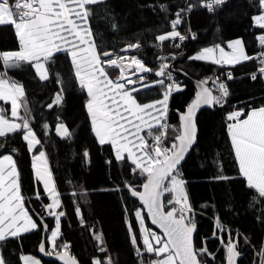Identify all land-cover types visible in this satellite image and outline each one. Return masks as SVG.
<instances>
[{"label":"trees","instance_id":"16d2710c","mask_svg":"<svg viewBox=\"0 0 264 264\" xmlns=\"http://www.w3.org/2000/svg\"><path fill=\"white\" fill-rule=\"evenodd\" d=\"M189 4L193 5L191 11L181 13L182 23L177 26L182 34L190 31L187 38L179 43V48L172 46L178 43L177 39L166 40L160 45L156 36L172 31L171 20ZM162 5L168 10L163 11ZM90 7L91 28L100 52L109 51L114 56L122 54L121 49L125 46L139 43L140 47L130 53L152 69L149 76L152 82L159 80L155 75L159 69V54L169 55L171 69L181 89L174 91L168 100L166 117L175 125L174 136L179 134L180 115L195 96L193 85L179 73L186 72L202 81L207 76L232 74L233 78L227 82L229 95L223 106L216 105L213 110L200 112L197 143L179 170L185 181L189 205L197 213L196 249L207 247L214 257L204 258L206 264L226 262L225 249L217 236L224 243L228 238L237 242L238 250L243 254L237 264H259V251L264 247V198L249 189L239 174L228 135L227 116L234 110L247 113L252 108L264 106V82L258 76L256 80L251 79L256 70L255 59L230 66L189 59L204 47L216 44L226 47L236 39L243 41L246 53L252 56L257 50L255 36L261 31L253 21V16L259 14L258 0H228L215 6V11L211 13L203 9L200 0H102ZM18 49L13 27L0 26V52ZM173 56L175 59H172ZM46 67L49 79L41 81L29 65L23 69H4L0 63V71L6 72L9 78L24 87L30 126L41 141L35 152L39 148L45 151L60 194V211L65 212V216L61 217L57 243L67 244V252L81 264H92L94 258L104 264V256L99 253L95 239L101 230L114 264H151L156 257L146 252L142 256L137 255L126 224L131 220L134 229L137 228L133 213L143 206L124 185L132 183L142 191L139 186L144 178L131 172L133 166L129 162L117 163L110 144L100 145L97 141L86 108L87 93L77 84L68 55L54 54ZM163 90L164 86L158 84L135 93L136 99L139 103L154 101L162 98ZM59 92L63 93L61 103L49 109L47 105ZM61 122L69 129L70 137L57 135L55 128ZM45 124L49 126L47 129ZM0 146V156L4 153L14 156L24 203L38 224L37 229L21 234L18 239L9 238L0 243L7 264H22L23 255L39 257L38 245L44 225L49 230L54 229L55 219L43 209V204H48L49 199L41 184L35 180L33 154L29 153L21 133L0 137ZM85 151L89 154L87 157ZM219 175L229 179H212ZM37 192L42 199L36 198ZM77 207L81 209L83 223L76 215ZM217 222L223 225V230L217 228ZM146 223L158 233L147 219ZM91 226L95 228L94 233L90 232ZM49 233L46 232V237ZM245 239L249 242L245 243ZM46 244L49 249L50 244ZM41 261L42 264H57L44 259Z\"/></svg>","mask_w":264,"mask_h":264},{"label":"snow or ice","instance_id":"6c2138e0","mask_svg":"<svg viewBox=\"0 0 264 264\" xmlns=\"http://www.w3.org/2000/svg\"><path fill=\"white\" fill-rule=\"evenodd\" d=\"M102 0H0V26L10 25L13 27L19 49L16 51L0 52V63L4 69H23L25 65L31 66L41 81L49 78L46 65L53 59L55 53L65 52L70 58L75 77L81 89L86 90L89 97L86 108L91 118L92 132L100 145L110 144L117 163L129 162L133 167L131 172L144 178L141 187L126 182V187L132 197L138 198L143 209L134 210L136 227L139 229V239L143 249L138 246L137 235L131 220L126 221L130 242L138 256L144 252L154 255L156 259L151 264H206L205 256L212 257L207 247L196 249L193 244V232L195 224L190 218L192 208L189 205L185 193V181L180 178L179 166L185 159V153L191 148L195 136L196 125L194 116L196 109L202 104L213 107L223 106L225 98L229 95L224 83L218 85L219 95H212V90L204 88L197 94L196 100L190 104L185 113L180 115L179 134L176 136L171 147L165 146L169 127L165 121L168 110V100L173 91H180V86L172 81L165 85L163 79L153 82L164 86L162 98L147 104H142L131 94L138 92L136 85L145 80L139 75L152 71L142 60L135 56H118L113 58L109 51H99L95 43L90 17V6L101 3ZM225 0H200L201 6L206 7L211 13L215 11L214 5H221ZM259 14L253 16L254 26L264 30V0H258ZM193 5L187 9H181L176 13V18L171 20L172 31L156 36V40L163 43L166 40L183 42L187 36L177 30L182 23L181 13L191 11ZM163 11L168 9L161 6ZM195 38V34H192ZM261 51L258 72L264 75V34L257 37ZM158 46V45H157ZM173 47L179 48L176 43ZM139 43L129 44L121 49L127 52L129 49L139 48ZM226 51L223 46L216 44L202 48L198 54L189 59L207 61L213 64L237 65L244 61L256 59L245 51L241 39L228 43ZM108 57V59H101ZM163 59V58H162ZM175 59V56L172 57ZM124 62H128L131 76L126 73ZM118 68L119 77L113 80L104 68V65ZM134 66L135 71H131ZM167 63H161L157 77H165L172 80L171 72H165L169 68ZM228 73V79H232ZM254 73L251 79L256 80ZM124 81V82H120ZM203 83H207L204 81ZM215 83V81H213ZM127 85L133 87L128 88ZM152 84L144 83L142 87L148 88ZM25 90L22 84L12 80L7 73L0 71V101L10 102L11 114L8 117L5 110L0 108V137L8 134L21 133L22 139L27 144L29 153H32V168L36 181L42 184L44 193L50 199V203L44 206L48 215L55 217V228L49 230L44 225L45 232L50 231V236L40 244V251L46 255H52L55 251L57 259L63 264H78V261L67 255L68 245H59L57 239L60 235L61 217L65 212L56 209L61 207L60 194L52 180L43 150L35 153L36 146L41 143L30 127L27 105L23 103ZM62 94H57L52 103L47 107L59 105ZM23 107L25 115H20ZM245 116L246 118H241ZM228 135L235 160L238 164L239 174L246 181L249 189L254 190L260 198H264V106L252 108L247 113L243 110L233 111L228 114ZM45 129L49 126L44 125ZM55 131L61 138L71 136L65 124L58 123ZM146 132V135L142 133ZM151 141V142H149ZM85 157L89 154L84 153ZM112 163L111 160L108 161ZM213 180H228L229 177L219 175L212 177ZM172 194V199L165 203L160 197L163 193ZM76 195V193H73ZM37 199H42L39 192ZM178 206V207H177ZM146 210L147 217L143 215ZM76 215L83 218L81 209L76 208ZM146 219L160 230L162 235L145 227ZM43 222V218H41ZM37 222L29 215L23 203L21 184L17 164L11 154L0 156V242L6 239H18L22 233L37 229ZM217 228L223 230V225L217 222ZM217 236L216 233H213ZM221 245L226 252L227 264H237V258L241 255L237 242L229 240L226 244L221 237ZM102 244V237L95 236ZM249 241L245 239V243ZM45 243L52 246L49 251ZM100 251H104L103 248ZM260 257L264 258V247L259 251ZM214 258V257H213ZM25 264H41L38 259L22 257ZM0 264H7L0 257ZM92 264H102L98 258H94ZM104 264H112L108 258ZM261 264H264L262 259Z\"/></svg>","mask_w":264,"mask_h":264},{"label":"built area","instance_id":"2783aa9c","mask_svg":"<svg viewBox=\"0 0 264 264\" xmlns=\"http://www.w3.org/2000/svg\"><path fill=\"white\" fill-rule=\"evenodd\" d=\"M228 0H225V2H227ZM224 2V3H225ZM215 6H217V5H214V7ZM203 9L204 10H206V11H208L207 10V8L206 7H203ZM190 33V31H188L185 35L186 36H188V34ZM261 34H264V30H261L260 32H258L257 34H256V36H255V40H256V44H257V50L255 51V53L252 55V56H257V54L261 51V49H260V46H259V41H258V39H257V37L259 36V35H261ZM177 40H178V43H181V41H179V39L177 38ZM163 43H161L160 45H162ZM115 57H118L117 55H115V56H113V58H115ZM163 58V59H162ZM169 55H167L166 53H163V52H161L160 54H159V56H158V58H157V60H158V64H159V68H160V65H161V63L163 62V63H167V64H169L170 65V62H169ZM104 59H108V58H104ZM259 59H260V57L259 56H257V58L255 59V61H256V70L254 71V73H256L257 74V76L264 82V75H260L259 74V72H258V69H259V67H260V64H259ZM105 67H110V66H108V65H104ZM159 70V69H158ZM165 72L167 73V72H171V74H172V80H168V79H166L165 77H159V79H163L164 80V82H165V85H167V84H169V83H171L172 81H175L177 84H178V81H177V78H176V74H175V72L171 69V65H170V67L169 68H167V69H165ZM150 74L151 73V71L150 72H146V74ZM253 73V74H254ZM134 77L135 76H131L130 75V78L131 79H134ZM230 79H228V73H225V75H220V76H207L206 78H205V81H207V84L209 85V87L212 89V91H213V93H214V96H216V95H219V91H218V85L220 84V83H224L226 86H227V82L229 81ZM213 81H215V83H213ZM179 85V84H178ZM164 91V90H163ZM174 92V91H173ZM172 92V93H173ZM163 93V92H162ZM171 96V95H170ZM226 99H227V97L225 98V101H226ZM225 103V102H224ZM216 106V105H215ZM217 106H220V105H217ZM165 121H166V123H167V125L169 126L168 128H167V132H168V136H167V139L165 140V146H167V147H171V144L174 142V140H175V138H176V136H174V131H175V125L173 124V123H170L169 121H168V119H167V117L165 118ZM144 135H146V132H144ZM149 142H151V141H149ZM167 194H168V192H167ZM172 199V198H171ZM167 200H169V198L167 199ZM165 206H167V207H170L169 205H167V201L165 202ZM178 207V206H177ZM196 215H197V213H196V211H192V213L190 214V218L193 220V222L195 223V219H196ZM94 226H91V228H90V232L91 233H94ZM100 230V229H99ZM97 235H99V236H101L102 237V241H103V243L101 244L100 243V241H98V240H96V243H97V246H98V251H99V253L100 254H102L103 256H104V262L105 261H107L108 260V258H111V262H112V264H114V261H113V259H112V256H111V253H110V251H109V248H108V245H107V243H106V240H105V238H104V236H103V234H102V232H101V230L99 231V232H97ZM230 240V238L229 239H227V241H229ZM101 248H103L104 249V251H100V249Z\"/></svg>","mask_w":264,"mask_h":264},{"label":"rangeland","instance_id":"374dc122","mask_svg":"<svg viewBox=\"0 0 264 264\" xmlns=\"http://www.w3.org/2000/svg\"><path fill=\"white\" fill-rule=\"evenodd\" d=\"M228 45V44H227ZM225 48V50L226 51H231L230 49H228L227 48V46L226 47H224ZM60 53H65V52H60ZM55 54H58V53H55ZM117 56H129V57H131V56H133L130 52H123L122 54H117ZM69 57V56H68ZM101 59H104V58H101ZM69 60H70V64H71V68H72V71H73V75H74V78H75V80H76V77H75V73H74V69H73V66H72V63H71V58L69 57ZM221 65H223V66H230V65H227V64H221ZM47 66V65H46ZM123 66L125 67V70H126V73L127 74H129L130 75V71H129V68H128V62H124V64H123ZM104 68H105V70L107 71V73L109 74V77L111 78V79H113V80H116L118 77H119V72H120V70L118 69V68H114V67H105L104 66ZM111 69H114V70H111ZM131 71H135V68H134V66L131 68ZM151 74V73H150ZM150 74L148 73V74H146V73H140L139 75H142V76H144L145 77V80L144 81H142V82H140V83H138L137 85H136V87H138V88H140V90L139 91H144V90H146V89H150L151 87H155L156 85H158V84H153V82H155V81H150V79H149V76H150ZM37 75V74H36ZM49 79V78H48ZM137 79V77L135 76L134 77V79L133 80H136ZM160 80V79H159ZM76 82H77V80H76ZM120 82H124V81H120ZM144 83H147V84H152L153 86H151V87H148V88H144V87H142V84H144ZM77 84L79 85V83L77 82ZM80 86V85H79ZM127 87L128 88H131V87H133L132 85H127ZM86 91V90H85ZM87 93V92H86ZM135 93H137V92H133V93H131L135 98H136V95H135ZM59 94H62V98H63V93L62 92H59ZM88 99H89V97H88ZM161 99V98H160ZM87 102H88V100H87ZM150 102H152V101H150ZM150 102H147V103H150ZM23 103L24 104H26L25 103V99L23 98ZM147 103H142V104H147ZM86 105H87V103H86ZM0 108H3L4 110H5V114L8 116V117H10V114H11V104H10V102H4V101H0ZM20 115L21 116H23V115H25V110H24V108L23 107H21L20 108ZM235 111H238V110H235ZM91 119V118H90ZM31 127V126H30ZM142 135H144V133H142ZM2 146H0V148H1ZM37 147H38V145L36 146V149H37ZM40 150H43V149H41V148H39V150H37L35 153L36 154H38V151H40ZM44 151V150H43ZM45 152V151H44ZM114 152V151H113ZM5 154H11V153H4L3 155H5ZM46 154V153H45ZM11 155H13V154H11ZM2 156V155H1ZM13 158H14V156H13ZM15 160V159H14ZM46 161H47V166H48V169H49V171H50V167H49V163H48V158H47V155H46ZM51 172V171H50ZM33 173H34V171H33ZM34 177H35V175H34ZM180 178H181V176H180ZM35 180H36V178H35ZM52 180H53V177H52ZM53 183H54V180H53ZM54 185H55V183H54ZM41 186H42V184H41ZM56 187V186H55ZM42 188H43V186H42ZM56 190H57V188H56ZM58 192V191H57ZM59 193V192H58ZM47 196V195H46ZM166 197H167V199L169 198V199H171L172 198V194L171 193H168L167 195H166ZM49 199V198H48ZM61 200V199H60ZM51 201H50V199H49V203H50ZM23 203H24V200H23ZM46 204H43V209H44V211L47 213V211L45 210V208H44V206H45ZM24 206H25V209L28 211V209H27V207H26V205H25V203H24ZM141 209H143V208H141ZM56 211L57 212H59L60 211V208H58V209H56ZM29 212V211H28ZM48 214V213H47ZM29 215L31 216V214H30V212H29ZM143 215H144V210H143ZM51 216V215H50ZM32 217V216H31ZM54 217V216H53ZM54 219H55V217H54ZM55 223H56V221H55ZM145 227H147V228H149L151 231H153L148 225H147V223H146V221H145ZM33 230H35V229H33ZM33 230H30L29 232H31V231H33ZM135 230V233H136V235H137V242H138V246L141 248V249H143V244H142V241L139 239V229L138 228H136V229H134ZM25 233H27V232H25ZM23 234V233H22ZM158 234H160V233H158ZM161 235V234H160ZM48 236H50V233H49V235ZM229 239V238H228ZM231 239V238H230ZM228 241H226L225 242V244L227 243ZM1 243V242H0ZM50 249L52 250V246L50 245ZM0 257H2L3 258V255H2V252H1V250H0ZM22 257H30V258H34V259H38L40 262H41V264H42V261H41V258H39V257H37V256H34V255H23ZM21 257V258H22ZM205 259H213V256L212 257H208V256H205L204 257ZM4 259V258H3ZM262 257H261V259H260V261H259V264H261V261H262ZM213 261V260H212ZM22 264H25V260L24 259H22Z\"/></svg>","mask_w":264,"mask_h":264},{"label":"water","instance_id":"95a60500","mask_svg":"<svg viewBox=\"0 0 264 264\" xmlns=\"http://www.w3.org/2000/svg\"><path fill=\"white\" fill-rule=\"evenodd\" d=\"M126 47H127V46H125L124 48H126ZM122 49H123V48H122ZM134 49H135V48H133V49H129L127 52H131V51H133ZM179 75H180L184 80L190 82V83L193 85L194 89H195V96H194L193 100L190 102V104H192V103L196 100V98H197V94L200 93V92H202V90H203L204 88L211 89L207 84L203 83L204 81H202V80H198V79H195V78H193L192 76H190L189 74H187L186 72H183V71H182V72L179 73ZM211 90H212V89H211ZM212 95H214L213 91H212ZM190 104H189V105H190ZM189 105H188V106H189ZM188 106H187V108H188ZM187 108H186V110H185L183 113H185V112L187 111ZM205 109L213 110V109H215V106H213V107H209L208 105H203V104H202L198 109H196L195 116H194V122H195V125H196V136H195V140H194V142H193L191 148L189 149V151H188L187 153H185V159L181 162V165L179 166V168L185 163V161L187 160V158L189 157V155L191 154L192 150L194 149V147H195V145H196V143H197V137H198V124H197V119H198V116H199L200 112L203 111V110H205ZM180 124H181V121H180V117H179V128H180ZM1 149H2V147L0 148V150H1ZM142 190H143V189H142ZM165 195H166V192L163 193L162 196L160 197L161 201H163V202H164V199H165ZM133 198L136 199V200L140 203V201L138 200V198H135V197H133ZM140 204H141V203H140ZM145 214H146V217H147V212H146V210H145ZM147 220H148L149 225H150L153 229H155L158 233H160V230H159L158 228H156V226L153 225V224L151 223V220H150V219H147ZM196 232H197V225L195 224V230H194V232H193V244H194V247H195V248H196V246H195V235H196ZM160 234L162 235V233H160ZM45 238H46V232H45V230L43 229V231H42L41 241H40V243H39V245H38V255H39V257H40L41 259H44V260H47V261H53V262H56L57 264H63V261L57 259V255H56V253H52V255H46L44 252H41V251H40V244H41V242L45 241ZM45 247H46V249L48 250V248H47V244H46V243H45ZM67 255L70 256V257L75 258V257H74L71 253H69V252H67ZM242 257H243V254H241V255L237 258V263H238V261H239ZM75 259H76V258H75ZM76 260H77V259H76ZM77 261H78V260H77ZM78 264H81V263L78 261ZM225 264H227V260H226Z\"/></svg>","mask_w":264,"mask_h":264},{"label":"crops","instance_id":"0c3cea01","mask_svg":"<svg viewBox=\"0 0 264 264\" xmlns=\"http://www.w3.org/2000/svg\"><path fill=\"white\" fill-rule=\"evenodd\" d=\"M235 111V110H234ZM238 111H240V110H238ZM244 118H246V117H244ZM243 119V118H242Z\"/></svg>","mask_w":264,"mask_h":264}]
</instances>
